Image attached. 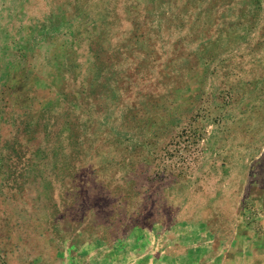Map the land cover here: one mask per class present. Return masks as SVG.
<instances>
[{
    "label": "rangeland",
    "instance_id": "obj_1",
    "mask_svg": "<svg viewBox=\"0 0 264 264\" xmlns=\"http://www.w3.org/2000/svg\"><path fill=\"white\" fill-rule=\"evenodd\" d=\"M0 264H264V0H0Z\"/></svg>",
    "mask_w": 264,
    "mask_h": 264
},
{
    "label": "built area",
    "instance_id": "obj_2",
    "mask_svg": "<svg viewBox=\"0 0 264 264\" xmlns=\"http://www.w3.org/2000/svg\"><path fill=\"white\" fill-rule=\"evenodd\" d=\"M181 154H188V153H185V152L182 151Z\"/></svg>",
    "mask_w": 264,
    "mask_h": 264
}]
</instances>
